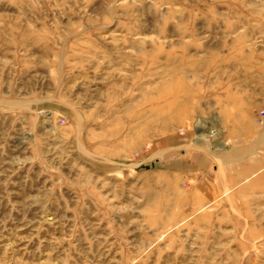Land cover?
Listing matches in <instances>:
<instances>
[{
  "label": "rangeland",
  "instance_id": "obj_1",
  "mask_svg": "<svg viewBox=\"0 0 264 264\" xmlns=\"http://www.w3.org/2000/svg\"><path fill=\"white\" fill-rule=\"evenodd\" d=\"M263 111L264 0H0V264H264Z\"/></svg>",
  "mask_w": 264,
  "mask_h": 264
},
{
  "label": "crops",
  "instance_id": "obj_2",
  "mask_svg": "<svg viewBox=\"0 0 264 264\" xmlns=\"http://www.w3.org/2000/svg\"><path fill=\"white\" fill-rule=\"evenodd\" d=\"M252 94V93H251ZM247 104L249 108L240 109L241 111H247L249 114H253V103L248 101L241 105ZM262 111V110H261ZM262 117V126H256L255 133H248V135H259L260 131L264 137V115ZM255 117L251 116L252 121ZM239 122H242L239 120ZM230 123V122H229ZM234 125L238 126L240 123L235 121ZM232 127L231 124H229ZM256 125L258 121H256ZM250 127H254L253 125ZM194 131L188 130L186 136L178 140V144L173 146L175 149L177 147L178 151H181L186 146H192L194 148L193 156H180L179 154L173 157L167 164L169 168H172L181 175H185L187 180H191V185H196L195 191L201 196V200L213 201L228 195L234 190V188L240 184L244 179L250 178L258 172L260 165L255 159H240L238 161H229L223 164H219L214 153L210 150L212 147L211 140H206L203 138L202 143L198 141ZM195 135V136H194ZM210 148V149H208ZM201 153V154H199ZM188 154V153H187ZM264 167V165H262ZM262 167V168H263Z\"/></svg>",
  "mask_w": 264,
  "mask_h": 264
},
{
  "label": "built area",
  "instance_id": "obj_3",
  "mask_svg": "<svg viewBox=\"0 0 264 264\" xmlns=\"http://www.w3.org/2000/svg\"><path fill=\"white\" fill-rule=\"evenodd\" d=\"M263 113H264V111H263Z\"/></svg>",
  "mask_w": 264,
  "mask_h": 264
}]
</instances>
